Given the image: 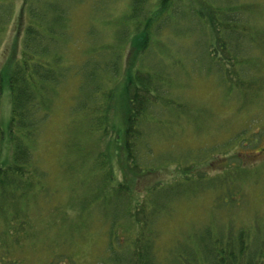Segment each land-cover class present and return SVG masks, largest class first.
Returning a JSON list of instances; mask_svg holds the SVG:
<instances>
[{"label": "rangeland", "instance_id": "rangeland-1", "mask_svg": "<svg viewBox=\"0 0 264 264\" xmlns=\"http://www.w3.org/2000/svg\"><path fill=\"white\" fill-rule=\"evenodd\" d=\"M68 1L72 2L68 10L71 15L65 22L59 52L68 65L82 63L89 52L93 60L88 67L85 63L75 70L81 76L83 70L95 66L94 58L98 60L97 54L90 55L91 45L97 41L110 42V47L115 44L116 30L111 26V18L126 12L127 15L130 0H102L105 11L97 18H94L92 0ZM230 1L243 2L239 21L242 27L236 28L233 35L236 58L229 63L210 52L204 30L206 23L189 18L188 11L183 25L198 27L189 30L190 38L173 31L176 23H163L162 32L153 35L158 41L150 44H156L153 51L157 57L153 58L154 52H149L141 60L145 64L142 68L146 69L143 71L155 77L157 88L152 90V97L156 102L147 109L140 125L139 143L146 159L142 162L146 164L142 165L141 182L130 186H135L133 189L140 195L156 185L153 197L159 201L156 210L160 214L155 216L153 224L159 233L160 250L171 247L174 241L177 247L207 242L210 233L203 234L204 227L220 231L221 228H246L256 222L264 229V153L253 157L244 155L250 148L248 144H264V0ZM21 2L12 0L9 19L10 2L0 0V68L13 52L16 38L18 51L21 48L17 32ZM185 2L190 5V1ZM226 3L220 0L218 4ZM64 5L69 7L67 2ZM176 7L180 10L178 3ZM192 12L195 14V10ZM235 18L236 14L232 13L226 16V22L231 24ZM95 25L101 33L93 31L89 36L87 30L96 28ZM126 52L116 55L122 66ZM111 53L104 50L105 62L116 54ZM72 71L63 70L60 81L47 88L50 98L46 106H50V115L39 125L33 147L37 162L45 170L41 183L27 199L19 196L24 190L16 194L11 186L0 190V264H67L70 259L73 264H102L110 248L119 250L123 245L121 237L125 229L127 237L133 234V227L128 228L125 220L121 223L118 219L126 209L119 197L118 184L124 173L122 164L115 160V144L108 143L109 137L100 143L103 131L92 130L98 128L91 119L90 122L85 119L83 105L92 87L84 83L80 88ZM230 73L235 74L233 79ZM119 76L125 84L124 66ZM101 79L105 77L101 75ZM105 83L111 87L113 82L105 80ZM99 88L101 91L103 85ZM122 95V85H119L114 101ZM0 98L1 134L7 132L11 109L9 91L4 90ZM119 109L122 115L123 108ZM121 115H115L114 119L123 128L122 119L118 121ZM6 138L10 140L6 136L2 144L8 151ZM230 149L235 152L236 164L246 160L249 163L244 177L247 180L240 182V201H218L219 196L227 194L217 193V187L209 183L173 184L171 181H175L171 176L178 167L192 170L194 163L204 161L212 153L230 154ZM102 164L114 165L111 168L114 173L110 167L109 170L102 168ZM209 172H212L207 173L210 178L219 174L213 169ZM196 173L201 177L204 172ZM233 190L237 189L233 187ZM18 204L22 208L19 206V218H16L14 206Z\"/></svg>", "mask_w": 264, "mask_h": 264}, {"label": "trees", "instance_id": "trees-1", "mask_svg": "<svg viewBox=\"0 0 264 264\" xmlns=\"http://www.w3.org/2000/svg\"><path fill=\"white\" fill-rule=\"evenodd\" d=\"M92 1L94 2V18H97L103 10L105 11V7L102 0ZM188 1L190 5L185 0H130V10L128 8L127 15H125L126 12L124 15L111 18V26L116 30L115 44L110 47V42L97 41L96 44L91 45L90 55L97 54L98 60L102 62L94 58L95 66L86 71L83 70L81 76L77 75L75 70L85 63L88 67L90 60H93L88 56L89 52L82 60L83 62L81 61L82 63L71 65L65 64V58L59 52L65 22L71 15L68 10L72 2L68 0H22L21 2L17 16V32L20 33L21 48L18 51L19 39L16 38L13 52L7 56L0 68V96L7 89L11 104L7 132L0 134L2 139V141L0 139V190L3 191L10 186L14 194L24 190L19 196L24 195L27 199L41 183L45 170L37 162L33 147L37 140L39 125L50 115V106H46L50 98L47 88L60 81L64 75L63 70L73 69L72 73L77 75L80 88L84 86V83H89L92 87L83 105V110H86L83 112L85 119L88 122L91 119L93 126L98 128L92 130L103 131L100 143L104 138L109 137L108 143L115 144L114 155L117 154L115 160L122 164L124 173L118 184V189L121 190L119 197L126 209L125 213L119 214L118 219H121L119 221L121 223L125 220L128 228L130 225L133 227L131 237H127V231L124 228V235L121 237L123 245L119 250L110 248L111 251L102 264L106 261L107 264H264V229H260L256 222L246 228H221L220 231L204 227L201 232L205 235L210 233V239L207 242L203 241L199 246L177 247L174 241L171 247L160 250L159 233L153 224L155 216L160 214L156 210L159 209V201L153 197L156 185L148 187L147 190L145 189L147 193L140 195H137L136 189H133L136 181L141 182L142 165L146 164L145 162L142 164L146 159L142 156L143 148L139 143L142 136L140 125L147 109L156 102L152 97L154 96L152 90L157 88L155 77L151 72L143 71L146 69L142 68L145 64L141 61L146 54L154 52L153 48H157L156 44L150 45L151 42L158 41L153 35L162 32L163 23H176L173 31L187 34V39L190 38L189 30L191 28L197 30L198 27L183 25V22L187 21L188 11L192 14L189 18L206 23L204 30L210 52H215L220 60L227 63L236 58L233 35L236 28L242 27L239 21L243 1L226 0V4H218L220 0ZM9 2L7 8L10 19L13 3L12 0ZM64 2H67L69 7L65 6ZM84 2L87 1L81 0L80 3ZM176 3L180 5V10L176 7ZM192 10H195V14ZM232 13L236 14L235 21L228 24L226 16ZM93 31L96 33L100 30L97 26L89 28L88 35ZM75 42H77L76 39ZM105 49L111 51V54L116 53L108 62H105L107 60V55L104 54ZM123 50L127 51L123 59L124 69L127 70L125 84H122L119 79L123 66L119 64L118 56H116ZM152 55L153 58L157 57L155 52ZM74 66L78 67L74 68ZM153 73L156 74L155 71ZM100 74L106 81L113 82L111 87H107L108 84L105 83L104 78L101 79ZM229 77L233 79L235 74L230 73ZM101 85L103 88L100 91ZM119 85H122L123 95L120 100L114 101ZM120 106L123 108L122 115ZM112 110L113 114L110 113ZM115 115H121L118 121L122 119L123 128L117 125ZM114 131L119 133L115 134ZM6 136L10 138V140L6 138L9 143L8 151H5L6 146L2 144ZM109 160L112 163L111 156ZM209 160L207 156L204 161L194 163L204 172L201 177L190 170L191 167L188 171L180 170L178 167L174 182L209 183L208 185L217 187L215 189L217 193L226 192L227 195L219 196L218 201L223 199L229 203L240 201V182L247 180H244V177L248 174L249 163L209 168ZM194 164L193 167H196ZM113 166L102 164V168L110 167L112 173H114L111 169ZM216 166H218L217 163ZM209 169L219 172L218 176L208 177L207 173H212ZM130 183H134L135 186L131 187ZM233 187L237 190L234 191ZM19 206L21 205L14 206L16 218H19L17 213ZM1 245L0 234V247ZM67 264H73L72 259Z\"/></svg>", "mask_w": 264, "mask_h": 264}, {"label": "flooded vegetation", "instance_id": "flooded-vegetation-1", "mask_svg": "<svg viewBox=\"0 0 264 264\" xmlns=\"http://www.w3.org/2000/svg\"><path fill=\"white\" fill-rule=\"evenodd\" d=\"M251 141H249L248 143H250ZM248 145L250 148L246 152H244V155L246 157H253L257 154L264 153V144L263 143H260L257 145H251V144H248ZM230 150L232 151L230 154L224 152V153H219V154L212 153L211 155H209L208 157L210 158V160H209L208 167L210 168V166H213V167L224 168L226 166H235L236 163L233 159L235 156V152L232 149H230ZM246 162H247V160H246ZM216 163L218 164V166H216ZM194 165L196 167H193L192 171L197 172L198 170H200L196 164H194ZM171 177L175 178L177 176L175 174H172ZM171 181L174 183L173 180H171Z\"/></svg>", "mask_w": 264, "mask_h": 264}]
</instances>
